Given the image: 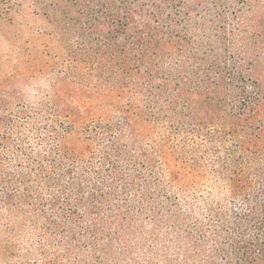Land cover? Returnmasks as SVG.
Returning a JSON list of instances; mask_svg holds the SVG:
<instances>
[{
	"label": "trees",
	"instance_id": "16d2710c",
	"mask_svg": "<svg viewBox=\"0 0 264 264\" xmlns=\"http://www.w3.org/2000/svg\"><path fill=\"white\" fill-rule=\"evenodd\" d=\"M0 27V264H264V0H0Z\"/></svg>",
	"mask_w": 264,
	"mask_h": 264
},
{
	"label": "rangeland",
	"instance_id": "374dc122",
	"mask_svg": "<svg viewBox=\"0 0 264 264\" xmlns=\"http://www.w3.org/2000/svg\"><path fill=\"white\" fill-rule=\"evenodd\" d=\"M23 24V29L26 32L34 33L38 28H43L45 24L40 20L28 17L25 21H20ZM9 36V37H8ZM25 35L23 38H26ZM24 45L23 40L11 38V34H9L4 28L0 27V72H11L13 70V66H19L21 64L20 54H22ZM25 60V58H24ZM40 77L37 80L32 82H28L27 84H17L15 88L23 92L26 96H32L34 94V89L36 86H42L44 81Z\"/></svg>",
	"mask_w": 264,
	"mask_h": 264
}]
</instances>
